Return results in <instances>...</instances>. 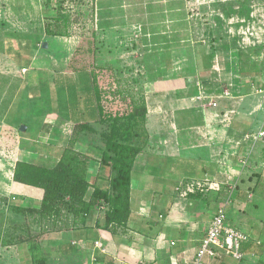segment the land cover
Wrapping results in <instances>:
<instances>
[{
	"label": "crops",
	"instance_id": "crops-1",
	"mask_svg": "<svg viewBox=\"0 0 264 264\" xmlns=\"http://www.w3.org/2000/svg\"><path fill=\"white\" fill-rule=\"evenodd\" d=\"M222 3L219 11L208 5L204 14L207 19L203 20L210 26L195 18L190 22L187 36L191 37L192 47L189 55L185 54L182 73L169 79L167 85L164 82L166 86L161 84L167 89L158 96L162 103L153 110L146 105L147 126L149 119L156 116L158 124L167 126L174 139L169 143L167 135H162L159 143L142 145L131 170L126 223L105 227L103 207L89 213L78 211L76 217L67 209L43 216L30 235L36 237L35 254L41 255L45 264H189L219 207L228 211L224 227H237L245 237L239 242L241 257L236 259L224 248L214 246V255L205 256L203 264H264V246L260 243L264 234L254 215L261 210L254 208L255 202L260 204L264 196V0ZM30 4L4 8V27L12 32L9 34L14 42L18 40L30 50L22 62L21 71L28 74L24 84L30 87L38 82L44 89L45 78L64 74L50 66L57 65V61H49L50 71L47 61H43L47 58L30 57L39 53L38 44L43 50L49 48V42L46 48L43 42L56 35L43 23L42 6L36 0H30ZM166 22L173 25L172 16ZM1 42L0 39V52L5 49ZM196 44L199 46L194 47ZM46 71L53 73L46 77ZM12 78L20 81L19 77ZM43 93L46 96L45 90ZM166 101H170V109ZM213 102L216 106L211 105ZM43 122V127L48 128L43 131L45 136L40 142H32L45 143L42 145L48 150L42 147V152H36L35 147L23 145L21 151L13 153V159L9 158L14 163L6 168L1 165L0 184L6 185H0V199L8 197L12 206L38 208L42 199L41 190L14 182L15 164L23 161L52 167L50 150L60 151L53 159L55 165L73 134L74 124L69 121L60 119L54 125L62 139L51 136L56 133L53 121L46 119L47 127ZM2 125L10 141L19 143L15 127ZM80 147L76 150L81 151ZM90 148L82 150L96 155ZM95 157L89 166L91 187L84 198L86 202L94 185L112 196L110 177L103 169L100 171V158ZM205 182L212 188L204 192L187 190L190 185ZM13 184L17 188L11 187ZM224 238L225 234H221V244ZM0 264H31L28 243L0 247Z\"/></svg>",
	"mask_w": 264,
	"mask_h": 264
},
{
	"label": "rangeland",
	"instance_id": "rangeland-1",
	"mask_svg": "<svg viewBox=\"0 0 264 264\" xmlns=\"http://www.w3.org/2000/svg\"><path fill=\"white\" fill-rule=\"evenodd\" d=\"M36 1L39 6H42L41 14L44 16V25L51 28L56 35L46 38L45 43L49 42V48L43 50L38 44L36 49L39 53L30 55L31 59L47 58V60H43L47 61V67L57 61V65H50L52 69L75 79L79 71H88L97 83L96 93L99 100L96 105L100 107L101 120L96 121L85 117V125L92 128L93 131H89L87 128H78L77 130L74 127L72 136L68 143H65V149L70 148L76 153L83 154L90 162L95 156H97L96 159H99L101 154L98 153L97 147L101 149L105 147L101 135L109 131L115 119H118L119 124L130 123L131 135L140 146L144 143H159L162 135L163 137L167 135L168 142L172 143L174 134L171 136V131L167 126L158 124L159 120L156 116L149 119L147 126V122L144 121L143 106L145 104L153 110L154 107L162 103L163 101L159 100L158 96L164 94L167 89L161 84L168 83L169 79L171 80L182 73L181 68L186 63L185 54L189 55V50L192 47L191 37L187 36L190 22L195 18L198 23L210 26L209 23H206L207 20H203L207 19L204 17L208 5L211 4L215 6L214 9L218 10L219 6L223 7L222 1L225 0ZM25 4L29 6L30 0H0V34L3 32L0 39L1 43L4 41L5 44H3L5 49L0 52V72L4 75L19 77V92L23 91V93L27 91L24 82H26L28 74L25 71L22 72L21 68L23 67L22 62L29 56L30 50L29 48L26 50L27 46L22 42L18 40L14 42V37L9 34L12 32L4 27L7 18L4 19L3 12L4 8H13L17 5L21 7ZM171 16L173 25L166 22L167 19L170 20ZM11 43L14 44L11 46ZM197 46L199 45H194V47ZM7 47L9 54L6 52ZM45 54H47L46 57ZM192 55L191 52V57ZM49 67L48 69H50ZM51 73L53 72H43L46 77ZM44 80H48L46 82L48 83L50 78ZM10 82H14V79H10ZM35 92L33 90V93ZM27 94L16 99V93L6 91L1 96L0 102L3 108L0 109V121L2 120L0 122V168H2L1 165L6 168L9 163H14L9 158L13 159V153L21 151L23 145L24 147H35L36 152H42V147L43 150H48L44 146L45 143L33 142L39 141L41 136H45L43 131L48 128L43 127V121L45 123L46 119H50L51 123L53 121V126L58 125L60 121L57 116L38 117L35 114L40 108L41 102L43 101L45 104L53 96H48L49 93L47 96L36 95L30 97V100L20 107L19 104L27 98ZM169 102L166 101L165 104L170 109ZM130 116H133L132 120L129 119ZM56 122L57 124H55ZM2 123L12 124L15 127L14 134H17L20 139L19 143L10 141V134L6 132L7 128ZM45 126L47 127L46 123ZM55 126L54 132L56 133H51V136L54 135V137L62 139L63 136ZM21 127H25V130L20 131ZM55 147L58 148V145ZM79 147L83 150H88L91 147V151L94 148L96 155L82 149L77 151L76 149L79 150ZM57 150H50L52 152L49 162L51 166H54L53 159L60 154V151L57 152ZM7 184L10 186V183L7 182ZM0 185L5 186L6 182ZM11 187L17 188L14 184ZM7 199L8 197L5 200L0 199V231L2 235L9 242L21 237H28L31 228L40 223L42 217L36 219L37 215H31L29 212L17 214L11 211L12 205ZM254 205L256 210L261 209L259 214L254 215L264 234V196L260 197V204L255 202ZM227 213L228 211H226ZM236 229L238 230L237 227ZM262 240L260 243L264 246V239Z\"/></svg>",
	"mask_w": 264,
	"mask_h": 264
},
{
	"label": "trees",
	"instance_id": "trees-1",
	"mask_svg": "<svg viewBox=\"0 0 264 264\" xmlns=\"http://www.w3.org/2000/svg\"><path fill=\"white\" fill-rule=\"evenodd\" d=\"M46 29H49V27L47 26ZM48 33L51 34L49 30ZM6 52L10 53L8 47ZM10 79H12L11 76L0 73V101L2 100V94L6 91L16 93V99L23 97L28 92L27 98L19 104V106H22L23 103L30 100V97L45 96L43 93L45 90L46 96L49 93L48 96H53V98L48 99L45 104H43V101L41 102L40 108L35 113L36 116L43 117L42 115L45 113L56 114L61 120L73 123L75 129L87 128L89 131L93 130L85 125V117L96 121L101 120V110L96 105L99 100L96 93L97 83L88 71H79L76 79L70 75L56 74L44 85V89L41 88L42 86L38 82L30 87L25 84V87H27L25 93L23 91L19 92L20 81L16 79L14 82H10ZM33 90L36 92L33 93ZM50 92L52 95H50ZM1 108L3 107L0 102ZM143 110L145 117V104ZM129 119L132 120L133 116H130ZM130 126L129 122L126 125L125 123L119 124L118 119H115L109 131L101 135L105 144L104 149L97 147L98 153L101 154L98 161L99 168L100 171L101 169L107 170L108 177H110L109 183L112 196L107 191L94 185V191L89 201L84 200L88 188L91 187L89 183L91 176L89 172L90 161L83 154L66 148L58 162L50 168L23 161L15 164L14 182L41 190L42 199L38 208L31 209L15 205L10 207L11 211L17 214L29 212L31 215H37L41 218L48 214H58L62 209H67L76 217L78 211L89 213L95 208L103 207L105 227L111 224L123 226L129 214L132 166L135 158L143 149V146L138 145L131 135L132 127ZM35 238V236L29 234L26 238L21 237L18 240L14 239V241L9 242L6 241L0 231V247H10L27 242L31 264H45V259L41 255L35 254L36 249H38V246L34 243Z\"/></svg>",
	"mask_w": 264,
	"mask_h": 264
},
{
	"label": "built area",
	"instance_id": "built-area-1",
	"mask_svg": "<svg viewBox=\"0 0 264 264\" xmlns=\"http://www.w3.org/2000/svg\"><path fill=\"white\" fill-rule=\"evenodd\" d=\"M211 105L216 106L214 102L211 103ZM261 134L262 133H260V135ZM208 188H211V186L209 185V183L205 182L204 184L197 185L196 187L194 185H190L187 187V190L189 192H192L193 190H199L201 192H204ZM225 217L226 214L224 207H219L210 223L205 237L200 243L199 249L197 250L189 264H203V258L205 256L214 255V246L224 248L226 251L231 253L236 259L241 257V254L239 252V242L245 237L242 233H240L234 228L226 229L223 224ZM221 234H225L223 244L220 243Z\"/></svg>",
	"mask_w": 264,
	"mask_h": 264
},
{
	"label": "water",
	"instance_id": "water-1",
	"mask_svg": "<svg viewBox=\"0 0 264 264\" xmlns=\"http://www.w3.org/2000/svg\"><path fill=\"white\" fill-rule=\"evenodd\" d=\"M42 46H43V48H46V47H47V44H46V43H43ZM21 130L24 131V130H25V127H21V128H20V131H21Z\"/></svg>",
	"mask_w": 264,
	"mask_h": 264
}]
</instances>
